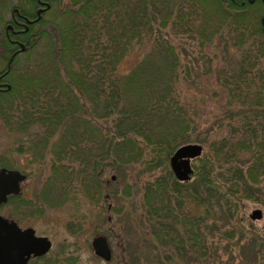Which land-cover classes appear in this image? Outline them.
I'll list each match as a JSON object with an SVG mask.
<instances>
[{"label":"trees","instance_id":"trees-1","mask_svg":"<svg viewBox=\"0 0 264 264\" xmlns=\"http://www.w3.org/2000/svg\"><path fill=\"white\" fill-rule=\"evenodd\" d=\"M14 1L0 0V19ZM91 1L72 0L78 6L67 28L51 23L39 28V37L46 34L48 40V52L41 59L53 70L35 87L27 118L16 121L21 129L37 125L33 133L36 163L45 160L38 143H46L56 133L57 148L47 153L55 174L53 191L65 203L79 207L82 198L83 204L106 203L109 211L118 191L110 188L104 172L112 164L122 171L131 158L129 153H135L139 169L121 195H129L131 189L143 193L137 223L146 227L149 238L145 235L139 248L149 249L150 260L223 264L221 254H234L237 243L258 245L260 238L252 231L241 233L233 243L238 236L235 229H225L227 222L217 226L207 220L218 208L233 214L245 199L264 202V31L256 8L262 0H215L216 8L201 0H184L187 4L176 9L170 0H102L93 10ZM167 23L173 38L159 30ZM176 34L186 40H176ZM147 36L154 39L153 53L121 74L116 66L123 51L134 42L148 41ZM196 49L197 61L209 64L201 73L215 78L223 96L218 123L201 129L189 115L178 87L177 68L191 55L188 50ZM68 52L69 64L65 61ZM156 58L162 61L156 63ZM191 143L200 144L202 151L186 157L189 177L181 180L171 158L178 147ZM113 152L121 162L112 163ZM73 188L78 192L71 197ZM15 201H19L16 206L24 205L16 208L15 215L20 217L33 199L12 196L8 203ZM190 202L204 213H193L187 207ZM223 241L228 243L222 248ZM37 259L41 264H73L60 256Z\"/></svg>","mask_w":264,"mask_h":264},{"label":"rangeland","instance_id":"rangeland-1","mask_svg":"<svg viewBox=\"0 0 264 264\" xmlns=\"http://www.w3.org/2000/svg\"><path fill=\"white\" fill-rule=\"evenodd\" d=\"M18 1L19 0H15L13 3H9L10 5L8 4L6 6L7 9L0 19V73L6 72V74H8L10 71L9 77L1 80V83L2 81L6 84L8 83V88L4 93H0V169L5 167L7 169H15L27 173V181L21 184L20 193L13 194L12 196H20L28 200L33 199V201L28 210L27 207L26 209H22L27 210V213L22 214L20 217L15 215L16 208L24 206H16L19 204V201L3 204L0 207V215L8 220L15 221L21 228L33 227L37 235L49 237L53 245L47 255L70 259L73 264H156L154 261L150 260L151 253L148 248L143 251L139 248L147 230L146 227H141L142 225L137 223L139 222L138 214H140V205L142 204V191H132L131 189L132 193L129 195H121L125 185L127 183L131 184L134 175L137 174L139 168H137L136 162L139 161V159H137L139 156H136L135 153H129V157L131 155V158L120 172L115 170V165L113 164L106 168L103 176L104 179L107 180L110 188L118 191L117 197L110 200L112 209H109V211L105 209L107 206L106 203L94 202L92 205V203L88 202L83 204L82 198L79 200L82 203L79 207L73 203H65L63 199L61 201V199L58 198L60 193L53 191L52 184L54 183V177L52 175L55 174L54 172L51 173L50 153H47L51 149L55 150V148H57L53 143V138L56 133L53 138H49L46 143H38L39 148L37 150H44L42 160H44V158L45 160L41 161L42 163H36V158L33 156L35 152V145H33L35 134L33 135V133L37 125H35L34 122V127L28 125L29 129H21L17 126L16 121L27 118L26 115L31 106V101H35V87L40 85L41 82H44L45 76L51 75L53 70L51 66L46 67L43 65L45 61H42L41 56L43 53L46 55L48 52V40L46 34H44L45 36L42 35V37H39L38 30L46 23L57 25L61 29L67 28L66 26H68L72 20L71 12H73L78 5L74 6L72 0H53V2L51 0H46L48 10L46 9L45 12L41 14L39 12V15H36L38 3L37 0H35V2L32 0L31 2L33 3H31L30 6L33 12H35L36 20L35 41H30L28 44V39L26 37H28L31 31H29L28 34L17 36V39L23 40L21 43L25 48L23 50L21 49L10 58L14 48L18 49L16 47L17 44L14 42L12 45L7 36V40L4 36L6 35V25L11 24L13 27H17L12 20V10L20 7ZM201 1H204L210 8H214L217 3L215 0ZM244 1L255 3L257 0ZM262 2V4L257 2L256 8L257 11L261 13V20L264 22V0H262ZM170 3L174 5L173 9H176L181 4H187L184 0H170ZM101 4L102 0H92L89 7L93 10L99 8ZM21 20L28 24L25 18H21ZM81 20L83 21V18H81ZM162 20V18H159V22ZM28 25L31 26L32 24ZM261 25L263 24L261 23ZM159 30H161L160 32L164 34L165 37L166 33L170 38L175 36V34L171 32L172 30L168 23L163 26V28L159 27ZM66 32L68 34L69 30L66 29ZM162 34L159 33L157 35L162 38ZM147 39L148 41L146 40L142 44L134 42L131 48L125 49V51H123L124 57L120 62L118 61L116 70L118 69L121 74L129 73L136 67L140 60L153 53L152 45H154V39H152L151 36H147ZM181 39L186 40L185 36L182 34L177 35L176 40L180 41ZM5 43L9 45V47L7 46V51H5L4 48ZM197 49L195 51L188 50L191 55L185 60H182L184 62H181L182 64L177 70L180 73L178 87L181 92V100L189 108V115L193 117L194 122L202 125L199 128L201 129L204 127H212V125L218 123L217 117L220 115L218 104L221 103L220 100H222L223 96L222 93L217 90L220 86L215 78L211 77V74L206 75L201 73L202 70L208 68L209 64L205 63V61H197L196 57H199V49ZM156 54H158V52ZM70 55L69 52L65 55L67 64L72 62ZM186 60L187 63L185 62ZM161 61V59L159 60V58H156V63H160ZM70 65L73 66L72 64ZM74 69L76 71V68ZM74 69H72V71H74ZM187 70H189V72H187ZM3 88H5V86ZM24 94H27L26 98L28 99H25ZM31 94H33L34 97L31 96ZM216 96L218 99H216ZM214 130L216 131L215 133L221 132L217 129ZM31 145H33V147ZM112 155L114 156L111 157L112 163L116 159L118 162H121L120 157L116 155V153L114 155L113 152ZM146 165L147 161L143 165H140V168L145 169ZM158 171L160 172V168ZM161 173L162 172L159 174ZM112 176H115V178L112 179ZM142 176L146 177V174H142ZM262 186L264 191V185L262 184ZM77 192L78 191L73 188L71 197L75 196ZM79 196L81 195L78 193L77 199ZM262 198H264V196H262ZM77 199L75 203L78 201ZM34 203L35 208H33ZM242 203L243 205L239 207L238 211H232L233 214L227 213L226 211L224 212L221 208L216 209V211L209 216L207 223H209V225H214L215 223L217 226H221L227 222L228 226H226L225 229H235L238 234L237 238L233 240V243L241 237V233L247 235L246 230L252 231L253 234L256 233L258 239L260 238L259 244L256 246L253 245V243L244 244L240 242L237 243L238 245L234 250V254L230 251L223 255L221 254L223 264H226L227 261L233 264H237L238 262L262 264V262H264V241L262 240V238H264V202L261 200L254 201L253 199H245ZM187 207L195 214L204 213V209L199 207L196 203L190 202ZM257 210L261 211L262 216L260 218H253L252 214ZM209 230H211L210 227ZM217 231L218 230H214V232ZM217 234H219L218 236L222 235L220 233ZM97 235H105L109 240L113 252V258L109 262L104 261L94 252L92 240ZM146 238H149L148 235H146ZM224 243L228 242L223 241L221 244L222 248ZM140 251L141 253H139ZM212 253L213 252H211V258H214L215 255ZM136 256H138V259ZM217 260L218 259H216V261ZM212 261H215V258ZM29 264L41 263L37 258H33L30 260Z\"/></svg>","mask_w":264,"mask_h":264},{"label":"water","instance_id":"water-1","mask_svg":"<svg viewBox=\"0 0 264 264\" xmlns=\"http://www.w3.org/2000/svg\"><path fill=\"white\" fill-rule=\"evenodd\" d=\"M202 151L200 144H185L180 146L171 158V164L176 176L185 180L189 177V160L185 157L198 155ZM27 175L19 170L0 169V204L8 200L9 194H18L21 191V183ZM115 176H113V179ZM261 211H254L253 218H260ZM51 241L46 236L35 235L31 227L22 229L15 221L8 220L0 215V264H28L30 257L43 255L51 248ZM95 253L110 260L112 250L108 238L97 235L92 240Z\"/></svg>","mask_w":264,"mask_h":264},{"label":"flooded vegetation","instance_id":"flooded-vegetation-1","mask_svg":"<svg viewBox=\"0 0 264 264\" xmlns=\"http://www.w3.org/2000/svg\"><path fill=\"white\" fill-rule=\"evenodd\" d=\"M31 1L32 0H19L18 2L20 4L19 5L20 7L16 8L15 10H12V20L16 24V26H17L16 28L13 27V25H11V24L6 25V31H5L6 35L4 36L5 39L7 40V38H8V40L12 43V45L14 42H16V44H17L16 47L18 48V49L14 48V51L11 52L10 58L13 55H15L18 51H20L21 49L23 50L25 48L23 46V44L21 43V41H23V40L17 39V36L28 34V32L31 31L29 33L28 37H26L28 39V44L30 43V41H35V25H36L35 21L36 20H35V12H33L32 7L30 6V4L33 3ZM34 2H35V0H34ZM37 3H38V8H36V15H39V12L41 14V13L46 11L48 4H47L46 0H37ZM21 18L22 19L25 18L26 21L28 22V24H32V25L29 26L27 23L22 22ZM261 22L264 25L263 20H261ZM20 27H22V28H20ZM6 36H7V38H6ZM8 57H9V55H8ZM9 73H10V71H9ZM9 73L8 74H6V72L0 73V93H4L8 88V85H7L8 83L6 84L3 81L1 83V80L3 78L9 77ZM4 86H5V88H3Z\"/></svg>","mask_w":264,"mask_h":264}]
</instances>
